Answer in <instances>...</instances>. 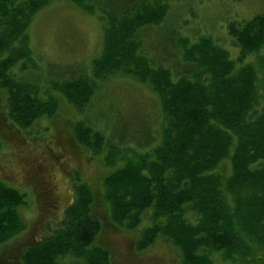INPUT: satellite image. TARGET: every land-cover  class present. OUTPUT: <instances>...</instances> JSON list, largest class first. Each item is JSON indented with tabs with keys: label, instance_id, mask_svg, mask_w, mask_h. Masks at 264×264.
I'll list each match as a JSON object with an SVG mask.
<instances>
[{
	"label": "trees",
	"instance_id": "obj_1",
	"mask_svg": "<svg viewBox=\"0 0 264 264\" xmlns=\"http://www.w3.org/2000/svg\"><path fill=\"white\" fill-rule=\"evenodd\" d=\"M51 1L0 0V99L11 123L27 130L41 116H52V91L81 108L100 83L117 77L144 85L158 100L160 140L152 144L144 118L143 128L133 125L134 112L123 123L111 115L109 134L135 148L125 152L118 141L106 144V163L112 165L117 157L122 166L103 179L101 199L76 176L74 199L61 226L49 239L27 247L19 264H110V249L98 241L105 229L95 210L99 199L108 207L110 222L126 231L137 229L142 213L149 211L148 224L133 242L137 252L162 239L173 246L180 264H212L215 255L225 262L264 264L260 69L251 63L237 67L225 49L204 36L193 44L179 42L180 55L168 62L172 45L164 38L170 28L162 0H71L102 23V52L89 72L58 73L47 66L33 73L28 29ZM157 28L159 45L150 46L143 30ZM229 32L242 58L264 51V11L240 27L229 26ZM146 43L152 51H146ZM15 65L28 77L16 78ZM44 73L57 78L47 81L43 99L35 82ZM98 133L78 123L73 135L77 144L98 153L103 136ZM226 160L230 172H216ZM26 201L22 191L0 182V244L24 229L18 209Z\"/></svg>",
	"mask_w": 264,
	"mask_h": 264
},
{
	"label": "rangeland",
	"instance_id": "obj_2",
	"mask_svg": "<svg viewBox=\"0 0 264 264\" xmlns=\"http://www.w3.org/2000/svg\"><path fill=\"white\" fill-rule=\"evenodd\" d=\"M162 1L167 6L165 24L170 28L164 38L172 45L168 48L171 54L165 55L168 62H172L175 55H180L178 44L182 40L193 44L201 36L209 37L215 45L228 52L237 67L251 63L260 69L258 90L264 101V51L242 58L238 48L233 46L234 38L229 32V26L240 27L260 15L264 11V0ZM159 31L160 28L156 31L143 30L145 39L151 42L150 46L160 41ZM28 37L36 61L35 67L31 69L33 73L39 67L45 70L47 66L58 73L82 69L89 72L91 62L103 48L102 23L96 14L76 7L71 0H52L38 12L30 23ZM149 44L146 43L147 52L152 51ZM17 65L13 67V72L16 78L23 80L28 73L20 71ZM44 74L46 76L42 74L41 79L35 82L38 97L43 99L48 93L47 89L44 90L48 86L47 81L57 78ZM99 86L90 102L81 108L74 107L61 93L52 91L55 101L52 116H41L27 130L11 123L4 98L0 99V182L22 191L27 198L26 205L18 209L24 229L0 244V264H8L15 249L43 242L61 226L64 210L74 199L76 176L89 186L94 198L101 199L103 179L122 166L121 158L117 157L112 165L106 163L105 158L110 159L106 144L115 145L118 141L119 147H127L125 152L129 146L135 148L131 142L120 144L118 138L109 134L111 124H107L111 115H119L120 119L116 120L123 123L121 120L130 121L134 112L133 125L143 128L141 120L144 118L150 137L154 138L152 144L159 142V102L149 89L117 77ZM78 123L103 135L101 145L98 144V153L94 152V147L85 148L76 143L73 132ZM115 151L118 153V149ZM216 172L228 174L229 161H224ZM100 199L95 210L98 218L103 220L105 229L103 238L98 241L110 249V264H180L173 246L162 239L156 240L142 252L133 248L140 228L148 224L149 211L142 213V221L137 229L126 231L110 222L108 207ZM261 252L259 250L256 256ZM212 264L240 262H225L215 255Z\"/></svg>",
	"mask_w": 264,
	"mask_h": 264
},
{
	"label": "flooded vegetation",
	"instance_id": "obj_3",
	"mask_svg": "<svg viewBox=\"0 0 264 264\" xmlns=\"http://www.w3.org/2000/svg\"><path fill=\"white\" fill-rule=\"evenodd\" d=\"M32 246V245H26L25 247L22 246L21 248H17L14 250V252L10 255L9 262L8 264H19V260L25 249L27 247Z\"/></svg>",
	"mask_w": 264,
	"mask_h": 264
}]
</instances>
